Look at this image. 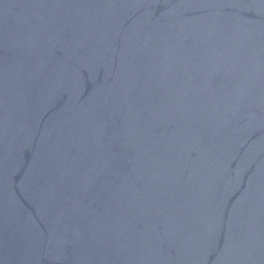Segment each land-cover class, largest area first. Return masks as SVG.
Masks as SVG:
<instances>
[{"label":"water","instance_id":"water-1","mask_svg":"<svg viewBox=\"0 0 264 264\" xmlns=\"http://www.w3.org/2000/svg\"><path fill=\"white\" fill-rule=\"evenodd\" d=\"M0 264H264V0H0Z\"/></svg>","mask_w":264,"mask_h":264}]
</instances>
